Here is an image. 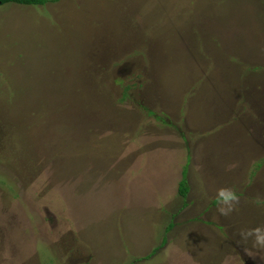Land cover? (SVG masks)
<instances>
[{
  "label": "rangeland",
  "instance_id": "rangeland-1",
  "mask_svg": "<svg viewBox=\"0 0 264 264\" xmlns=\"http://www.w3.org/2000/svg\"><path fill=\"white\" fill-rule=\"evenodd\" d=\"M254 228L264 0L0 7V264H264Z\"/></svg>",
  "mask_w": 264,
  "mask_h": 264
},
{
  "label": "clouds",
  "instance_id": "clouds-1",
  "mask_svg": "<svg viewBox=\"0 0 264 264\" xmlns=\"http://www.w3.org/2000/svg\"><path fill=\"white\" fill-rule=\"evenodd\" d=\"M237 196L227 188L220 189L217 193V212L220 215H227L232 212L237 203ZM251 236L253 239L254 247H264V230L254 228L250 231L241 233V239L245 240Z\"/></svg>",
  "mask_w": 264,
  "mask_h": 264
},
{
  "label": "trees",
  "instance_id": "trees-1",
  "mask_svg": "<svg viewBox=\"0 0 264 264\" xmlns=\"http://www.w3.org/2000/svg\"><path fill=\"white\" fill-rule=\"evenodd\" d=\"M51 1H58V0H0V7L6 4H15L20 6H43L48 2ZM182 177L178 183L177 192L181 197H184L187 191V184H186V171L183 169Z\"/></svg>",
  "mask_w": 264,
  "mask_h": 264
}]
</instances>
